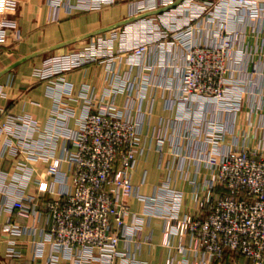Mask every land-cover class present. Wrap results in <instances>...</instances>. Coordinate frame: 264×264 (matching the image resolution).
Returning a JSON list of instances; mask_svg holds the SVG:
<instances>
[{
  "label": "built area",
  "instance_id": "2783aa9c",
  "mask_svg": "<svg viewBox=\"0 0 264 264\" xmlns=\"http://www.w3.org/2000/svg\"><path fill=\"white\" fill-rule=\"evenodd\" d=\"M14 1L0 0V14ZM119 1L78 0L87 10ZM55 3L69 6L67 0H55ZM165 3L164 0L138 2L131 17L151 12ZM262 20L264 0H182L176 23L164 30L140 23V28H148L150 38L131 46L132 58L140 59L156 42L152 48L159 55L157 62L146 66L133 61V65L140 67L144 76L147 68L167 71V82L162 88L171 94L167 108L175 112L174 123H184L186 136L179 138L187 140L189 149V154H174L181 165V171L176 169L178 177H182L186 161L196 165L191 180L194 214L181 212L183 193L170 187V171L164 182L154 188L153 195L145 199L144 214L163 219L167 247L173 248V240L178 239L179 253L202 254L207 264L238 259H243L245 264H264V132L256 145L251 146L246 135L240 138L229 129L231 116L243 109L246 95L259 97L252 112L264 111V95L249 91L255 86L256 77H263L264 72L246 69L252 53L247 50L245 31L249 25L255 38H260L264 45V38L260 37ZM5 37V29L0 28V41ZM103 43V39H98L83 51L45 60L38 73L39 80L51 81L64 72L100 60L98 52ZM95 45L97 48L93 49ZM167 53L171 61L163 57ZM119 83H110L100 98L88 89L80 92L86 104L68 141L71 150L65 149L66 141L59 156H55V144L33 139L39 126L30 117L9 118L8 123L5 121L0 126V136L10 137L0 156L16 159V170L29 172L26 161L33 158L47 163L49 189L42 190L41 182L36 181V196L14 198L10 205L11 210L28 217L38 216L36 206L40 203L49 226L34 250L40 253L45 246L49 247L47 264H65L62 260L65 256L72 264L132 262L118 250L122 238L131 236L119 231L131 214L124 200L140 196L138 187L132 183L135 152L149 146L143 137V125L129 115L134 105L124 115L115 105L117 97L126 90L127 80L121 78ZM148 86L147 78L143 79L136 100L145 98ZM261 117L263 125L264 115ZM50 118L52 130L59 131L74 114L58 111ZM168 138L165 131L161 135L152 133L150 139L154 140L160 156ZM64 165L70 184L62 172ZM201 165L206 171L199 182ZM158 167L163 168L160 164ZM55 186L59 189L55 190ZM46 195L50 198H45ZM6 231L14 236L29 233L28 228L12 224L6 226ZM181 233L189 238V245H184Z\"/></svg>",
  "mask_w": 264,
  "mask_h": 264
},
{
  "label": "crops",
  "instance_id": "0c3cea01",
  "mask_svg": "<svg viewBox=\"0 0 264 264\" xmlns=\"http://www.w3.org/2000/svg\"><path fill=\"white\" fill-rule=\"evenodd\" d=\"M67 1L68 7L57 5L55 0H16L10 3L4 14H0V28L6 31V37L0 41V126L5 121L8 123L9 118L30 117L39 126L33 139L55 144V156H59L66 141L68 144L65 149L71 150L68 141L77 129V119L86 104L81 99L80 92L88 89L94 97L100 98L107 92L110 83L119 85L121 78L127 80L126 90L117 97L115 105L123 115L134 105L129 115L134 122L143 125V137L149 148L135 152L132 183L138 187L140 196L124 200L130 207L131 214L125 218L119 233L124 234L126 231L131 238L123 237L118 250L131 259L130 264H207L202 254L194 251H188L186 255L179 253L176 249L178 239L173 240V248L167 247L163 219L148 218L144 214L145 199L153 195L154 188L164 182L169 171L170 187L183 193L181 212L194 214L196 209L191 184L196 165L186 161L183 164L182 177L179 178L176 173L181 171V165L174 154L186 155L189 154V149L187 150V140L179 138L181 135L186 136L184 123H174L172 118L175 112L167 108L166 101L171 94L162 89L167 82V71L163 68H147V75L144 76V71L133 65V61L143 62L146 66L154 65L159 59L156 49L151 46L150 51L140 59L127 57L115 60L114 63L109 60L91 62L81 68L64 72L51 81H40L38 78L45 60L73 53L95 39L104 40L109 36L106 32L111 29L125 25L129 36L123 37V40L130 47L147 40L150 32L146 30L143 33L145 29H140V22L136 21V17H131L136 4L143 0H125L93 10L83 9L78 0ZM173 1V6L176 7L171 12H176V18L179 19L182 0ZM163 12L162 18L170 15L169 11ZM119 23L123 25L117 27ZM262 29L260 37L264 38V20ZM245 31L248 33L247 50L252 53L246 69L249 72H264V45L260 38H255L249 25L245 26ZM111 37L113 39L112 35ZM155 38L157 36L153 37ZM123 40L120 35L119 45ZM172 55L175 56V52ZM163 57L166 61L172 59L170 53ZM146 78L149 86L144 91L145 98L138 101L136 95L140 83ZM255 81V86L249 91L264 95V76L256 77ZM258 103L259 97L246 95L243 109L234 113L229 122L232 134L240 138L246 135L251 146L256 145L264 132V123L261 125L264 111H251ZM58 111L73 112L74 118L69 120L66 127L54 131L50 126V117ZM163 131L166 135L169 134V138L160 156L156 153L154 140L150 138L152 133L161 135ZM8 139L10 137L7 134L0 136V151ZM16 163V159L7 155L0 156V264H47L49 247L45 246L40 253L34 250L35 244L44 238L49 226L40 203L36 206L38 216L23 217L10 208L14 198L34 197L38 194L36 181L41 182L42 190L49 189L50 179L45 174L47 163L36 158L29 159L26 166L30 171L25 173L16 170ZM159 164L162 169L158 167ZM200 171L201 175L197 177L199 182L203 180V173L206 171L202 165ZM62 172L66 174L70 184L66 165L62 167ZM58 189L59 186H55V190ZM45 198L50 196L46 195ZM8 224L26 227L29 233L14 236L6 231ZM182 241L184 245H189L187 236L183 235ZM62 260L65 264H72L68 256ZM223 264L245 262L243 259L235 262L226 260Z\"/></svg>",
  "mask_w": 264,
  "mask_h": 264
},
{
  "label": "rangeland",
  "instance_id": "374dc122",
  "mask_svg": "<svg viewBox=\"0 0 264 264\" xmlns=\"http://www.w3.org/2000/svg\"><path fill=\"white\" fill-rule=\"evenodd\" d=\"M119 2H123V0H121ZM173 4H174L173 0H166V3L164 4V6H159V7H157V9L152 10L151 12H147V13L145 12L146 14L142 13L141 16L136 17V21H138L140 23H148V25L150 27L157 25L156 27H158L162 30L167 29L171 25H173L174 23L177 22V18H176L177 13L171 12V10H174V8L176 7V6H173ZM163 11H169L168 13L170 15L164 16L162 18L161 14L164 13ZM124 26L125 25H123V27H121V28L111 29L108 32H106V34H109V36L104 39L103 48H102V50H99V52H98L100 55L99 56L100 60L95 61V62H104V61L106 62L107 60H109V61H112L110 63H114L115 60H118L121 58L124 59V58L128 57L129 59H131L132 53H133L131 51V47L126 44L125 39L123 40V37H127V35H128L127 34L128 29L124 28ZM143 29H145V28H143ZM146 30H148V28L145 29L143 33H145ZM111 35L113 36V39H112ZM120 35H121V39L124 42L123 41H122V43L120 42V45H119ZM154 41H157V40L155 39ZM93 43L94 44L97 43V40L95 39V41L88 43L86 46H84L83 48H81L77 51H83L87 46L90 47V44L93 45ZM152 45H156V42L154 44H151L150 46H152ZM96 48H97V46L95 45L93 49H96ZM77 51H73V53H75ZM70 54H72V53H70ZM89 63H91V62H89Z\"/></svg>",
  "mask_w": 264,
  "mask_h": 264
},
{
  "label": "water",
  "instance_id": "95a60500",
  "mask_svg": "<svg viewBox=\"0 0 264 264\" xmlns=\"http://www.w3.org/2000/svg\"><path fill=\"white\" fill-rule=\"evenodd\" d=\"M121 25H123V23H119V24L117 25V27H119V26H121Z\"/></svg>",
  "mask_w": 264,
  "mask_h": 264
}]
</instances>
